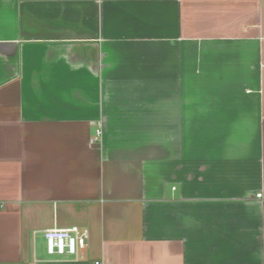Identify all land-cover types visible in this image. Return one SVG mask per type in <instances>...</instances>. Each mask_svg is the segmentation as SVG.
<instances>
[{"label":"crops","instance_id":"1","mask_svg":"<svg viewBox=\"0 0 264 264\" xmlns=\"http://www.w3.org/2000/svg\"><path fill=\"white\" fill-rule=\"evenodd\" d=\"M0 264H264V0H0Z\"/></svg>","mask_w":264,"mask_h":264},{"label":"built area","instance_id":"2","mask_svg":"<svg viewBox=\"0 0 264 264\" xmlns=\"http://www.w3.org/2000/svg\"><path fill=\"white\" fill-rule=\"evenodd\" d=\"M43 239L45 241L46 252L49 256L61 258H77L79 251H82L87 247L89 233L88 231L81 230L76 226H72L66 229H47L43 231Z\"/></svg>","mask_w":264,"mask_h":264},{"label":"rangeland","instance_id":"3","mask_svg":"<svg viewBox=\"0 0 264 264\" xmlns=\"http://www.w3.org/2000/svg\"><path fill=\"white\" fill-rule=\"evenodd\" d=\"M224 1H228V0H224Z\"/></svg>","mask_w":264,"mask_h":264}]
</instances>
